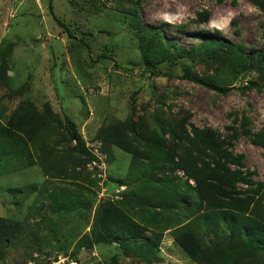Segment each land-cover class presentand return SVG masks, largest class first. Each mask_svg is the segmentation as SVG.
Instances as JSON below:
<instances>
[{"label": "rangeland", "instance_id": "obj_1", "mask_svg": "<svg viewBox=\"0 0 264 264\" xmlns=\"http://www.w3.org/2000/svg\"><path fill=\"white\" fill-rule=\"evenodd\" d=\"M263 50L252 0H0V216L23 227L0 264H264V219L238 250L233 220L167 169L199 156L196 129L264 183V66L246 58ZM103 204L141 228L97 240ZM187 226L196 258L176 242Z\"/></svg>", "mask_w": 264, "mask_h": 264}, {"label": "trees", "instance_id": "obj_2", "mask_svg": "<svg viewBox=\"0 0 264 264\" xmlns=\"http://www.w3.org/2000/svg\"><path fill=\"white\" fill-rule=\"evenodd\" d=\"M264 10V0H252ZM154 32L158 30L153 28ZM215 41L214 39H212ZM222 44L216 42V44ZM225 46H232L233 44L224 43ZM250 63H256L258 66H264V50L250 54L246 57ZM248 64V65H249ZM190 78L197 79L187 74ZM217 89L225 92L226 88L217 87ZM33 119L29 122L32 124ZM43 123V122H41ZM17 124H24L21 119H18ZM65 135L71 140H77L78 135L75 132L74 125L68 119L64 121ZM194 136H188L189 142L196 144L199 156L191 161L185 159L175 160L171 159L172 168H167L171 172L175 167H181L188 178L195 181V190L198 196V210L204 209L206 215L210 218L216 219L222 214L227 219H232L230 227L236 233V237L240 244L238 250L245 251L249 246L254 243L253 239L259 241L257 235L261 232L255 228V220L264 219L263 211H261V204L259 203L262 198H255L256 194L263 190L264 183L255 182L244 172L246 164L243 156L235 155L231 151L224 148L221 143L212 142L208 137H205L202 132L194 129ZM196 134V135H195ZM198 137L196 138V136ZM254 142L264 146V131L259 132L254 138ZM84 149L83 147H81ZM210 149L212 153H208ZM235 165L236 168H232ZM166 168L165 165L161 166ZM238 183L247 185L256 184L257 187L253 189L252 194L241 196V190L238 188ZM252 208H250V206ZM251 213V215H250ZM22 224L18 220H13L0 216V243L7 242L10 237L22 230ZM141 226L125 214L116 205L107 204L102 205L100 217L96 222V231L100 234L97 240H105L108 236L124 232L132 234L134 230L140 229ZM260 243H264V238L260 239ZM176 242L187 255L192 258L198 257L202 252V243L189 226L179 232L176 237ZM259 243V242H258ZM255 244V243H254ZM259 244V245H261ZM227 253L233 252L230 247L225 248ZM223 264V263H222Z\"/></svg>", "mask_w": 264, "mask_h": 264}]
</instances>
